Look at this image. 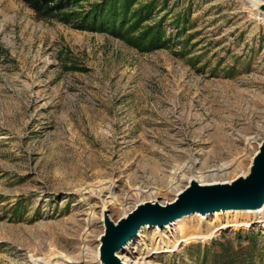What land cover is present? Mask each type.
I'll return each instance as SVG.
<instances>
[{"label":"rangeland","instance_id":"rangeland-1","mask_svg":"<svg viewBox=\"0 0 264 264\" xmlns=\"http://www.w3.org/2000/svg\"><path fill=\"white\" fill-rule=\"evenodd\" d=\"M252 10L241 0H167L172 45L141 53L0 0V264H72L81 252L80 264H100L92 255L103 218L115 223L140 203L172 201L176 168L194 162L199 176L231 164L226 181L248 172L264 141V14ZM179 15L186 23L177 38ZM188 182L177 183L180 191ZM104 186L113 198L98 194ZM252 220L190 215L142 229L118 256L215 264L238 236L242 244L255 238L261 252L264 222ZM245 221L252 224L153 252L198 229Z\"/></svg>","mask_w":264,"mask_h":264},{"label":"trees","instance_id":"trees-1","mask_svg":"<svg viewBox=\"0 0 264 264\" xmlns=\"http://www.w3.org/2000/svg\"><path fill=\"white\" fill-rule=\"evenodd\" d=\"M36 19L55 21L72 29L107 34L141 53L171 47L172 36L165 22L162 7L167 0H19ZM177 38L185 28L186 19H172ZM215 264H254V255L264 264V248L259 252L255 238L239 243ZM261 253V254H260Z\"/></svg>","mask_w":264,"mask_h":264},{"label":"water","instance_id":"water-1","mask_svg":"<svg viewBox=\"0 0 264 264\" xmlns=\"http://www.w3.org/2000/svg\"><path fill=\"white\" fill-rule=\"evenodd\" d=\"M263 204L264 141L245 176L213 185H200L193 181L170 202L140 203L115 223L104 217V231L98 240V261L100 264H122L118 254L144 227L162 229L193 214L205 217L219 211L257 210Z\"/></svg>","mask_w":264,"mask_h":264},{"label":"bare ground","instance_id":"bare-ground-1","mask_svg":"<svg viewBox=\"0 0 264 264\" xmlns=\"http://www.w3.org/2000/svg\"><path fill=\"white\" fill-rule=\"evenodd\" d=\"M245 1H246V3H245ZM241 2L243 3L244 7L247 10H249L250 12H252L253 11L252 9L255 8V11H257L258 13H263L264 14V11H263V9H264V2H262L260 0H241ZM256 140H257L256 138H251L250 141L248 142V144L251 145V143H255ZM248 148H251V147L248 146ZM255 154L256 153H254V151L250 152V155H252V158H253V156ZM195 165H196V163H194V162H192V163L191 162H188L187 164H185V165H183L181 167H178V168H176L174 170V172L172 174L173 176L171 178V181H172L171 182V185H173L174 187H171L170 186L172 188V190L176 191L177 193L180 192L179 185L177 183L179 181H181V180H185L186 182L189 181L188 183L194 181L197 184H200L202 182H207L205 184H200V185H213V184H217V183L218 184H221V183H224V182H231V181H226L228 179V177H227V171L226 170L230 167L231 164L221 165L217 169L210 170V171H205V172L201 173L204 176H201V174L199 176L197 175V173L195 171ZM183 174H186V175H183ZM245 175H246V173L241 172L240 175H238V177L245 176ZM218 180H225V181H223V182H217ZM104 187H106V186H104ZM92 192L93 191L91 190V193ZM104 192H106L107 195H110V198H113V195L111 193L112 191H111L110 186H108V187H106L104 189L103 188L102 189H99L98 194L104 193ZM138 195L139 194L137 192H136V194L129 193L127 195V198L126 199L128 200L129 198L137 197ZM222 214H227V215L236 214L237 216L243 215L247 219L249 218L250 215H252V216H254V221L252 220L253 221L252 223H261V222H264V204L259 209H257V210L223 211V212H220L219 211V212H215V213L209 214V215H211V216H213L215 218H219V216L222 215ZM193 215H197V216H199L202 219H205L206 216H207L206 215L204 217L203 215H199V214H193ZM91 216L92 217L88 221L87 226H89L92 223V221L94 219H96V218H94L93 215H91ZM181 219H183V218H181ZM181 219L175 221L173 224L178 223ZM252 223L251 222H248V221L241 222V223H238V222L220 223L218 225V227H216L215 229H212L208 233H204V232L200 231V229H198L199 232L197 234H195V235H190L188 237H185L184 236L180 240L174 241L173 243H171V242L161 243V246L158 247V248H156V250L153 251V252L154 253H164V252L173 251L178 246H180L181 244H184V243L193 242V241L194 242H205V241H209L214 236H216L219 233V231H221V230H224V229H227V228L249 227ZM170 226L165 227V228H169ZM144 228H146V227H144ZM144 228H142V229H144ZM139 232H138L137 235H139ZM92 256H93V259H95L96 261H98V259H99V252L97 251V253H93ZM86 257H87V254L85 252H81L78 256L70 257L68 259H69L70 263H72V264H80V263L84 262V259ZM118 258L120 259L119 256H118ZM120 261L122 262L121 259H120ZM66 263H68V262H66ZM34 264H38V263L35 262ZM45 264H49V263L47 262ZM53 264H64V263L63 262H60V261H55ZM122 264H127V262L124 261V262H122ZM141 264H145V263H141Z\"/></svg>","mask_w":264,"mask_h":264}]
</instances>
